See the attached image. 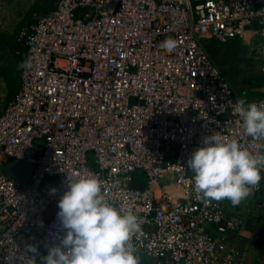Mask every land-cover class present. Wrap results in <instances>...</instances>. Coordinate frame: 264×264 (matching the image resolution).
I'll return each mask as SVG.
<instances>
[{"label":"built area","instance_id":"built-area-1","mask_svg":"<svg viewBox=\"0 0 264 264\" xmlns=\"http://www.w3.org/2000/svg\"><path fill=\"white\" fill-rule=\"evenodd\" d=\"M248 30L264 41V0H59L23 28L17 41L31 67L0 114V264L27 244L41 264L65 231L57 212L67 175L88 173L141 219L140 261L237 264L210 228L238 224L225 200L196 197L187 161L216 132L249 151L264 144L245 136L233 112L241 97L206 47ZM167 37L172 51L160 47ZM14 161L33 166L26 184L4 172ZM261 169L252 195L264 194Z\"/></svg>","mask_w":264,"mask_h":264},{"label":"clouds","instance_id":"clouds-1","mask_svg":"<svg viewBox=\"0 0 264 264\" xmlns=\"http://www.w3.org/2000/svg\"><path fill=\"white\" fill-rule=\"evenodd\" d=\"M160 47L172 51L176 40L167 37ZM19 67H31L23 61ZM234 114L238 115L246 137L264 141V101L237 99ZM249 151L241 142L219 134L203 138L187 161L192 177V191L198 199L227 200L237 206L259 187L264 166V144ZM105 181L96 175H67V190L58 201L57 216L65 230L58 243L48 246L41 264H140L138 244L144 236L141 219L129 206L117 207L105 194ZM53 192L56 189H52ZM32 253L33 255H29ZM40 255L34 244L11 258L10 264H37Z\"/></svg>","mask_w":264,"mask_h":264},{"label":"crops","instance_id":"crops-1","mask_svg":"<svg viewBox=\"0 0 264 264\" xmlns=\"http://www.w3.org/2000/svg\"><path fill=\"white\" fill-rule=\"evenodd\" d=\"M222 47L217 59H212L237 95L248 102L259 99L264 81L257 82L251 76L255 74L263 77L261 69L264 67V41L256 31L248 30L243 38L231 39L222 43ZM225 66L234 72L235 83L225 74ZM235 84L241 92L236 89ZM225 201L228 217L238 224V230L219 234L215 227H211V233L227 249L235 252L237 264H264V194L251 195L237 206ZM149 264H154L152 259Z\"/></svg>","mask_w":264,"mask_h":264},{"label":"rangeland","instance_id":"rangeland-1","mask_svg":"<svg viewBox=\"0 0 264 264\" xmlns=\"http://www.w3.org/2000/svg\"><path fill=\"white\" fill-rule=\"evenodd\" d=\"M58 2L59 0H0V114L20 88L19 65L24 60L25 48L18 43L17 35L23 28L55 10ZM223 70L235 83L234 72L227 66ZM251 77L257 82L264 81V74L263 77L255 74ZM235 86L241 92L239 86Z\"/></svg>","mask_w":264,"mask_h":264},{"label":"water","instance_id":"water-1","mask_svg":"<svg viewBox=\"0 0 264 264\" xmlns=\"http://www.w3.org/2000/svg\"><path fill=\"white\" fill-rule=\"evenodd\" d=\"M132 101L134 99H131ZM93 167H96V164H93ZM33 166L27 163H24L22 161H14L9 164H7L4 167V172L17 182L21 184H26L30 178L31 172H32ZM137 189H144L145 184L143 182L137 183L134 185ZM56 210L55 206H51L49 210L47 211L45 215V220L50 221L51 218L54 215V212ZM141 264H149L147 258L145 256H141Z\"/></svg>","mask_w":264,"mask_h":264},{"label":"trees","instance_id":"trees-1","mask_svg":"<svg viewBox=\"0 0 264 264\" xmlns=\"http://www.w3.org/2000/svg\"><path fill=\"white\" fill-rule=\"evenodd\" d=\"M206 47L211 57L215 60L217 59L218 53L222 48V43L218 40L213 39V40L208 41ZM25 54H26V50H25ZM24 59H25V56H24Z\"/></svg>","mask_w":264,"mask_h":264}]
</instances>
